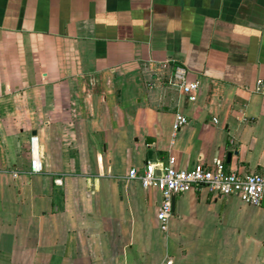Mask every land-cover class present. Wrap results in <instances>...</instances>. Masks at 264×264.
I'll use <instances>...</instances> for the list:
<instances>
[{"label": "crops", "instance_id": "crops-1", "mask_svg": "<svg viewBox=\"0 0 264 264\" xmlns=\"http://www.w3.org/2000/svg\"><path fill=\"white\" fill-rule=\"evenodd\" d=\"M170 156L264 171V0H0V264H264V194L192 188L161 230L128 173Z\"/></svg>", "mask_w": 264, "mask_h": 264}, {"label": "built area", "instance_id": "built-area-1", "mask_svg": "<svg viewBox=\"0 0 264 264\" xmlns=\"http://www.w3.org/2000/svg\"><path fill=\"white\" fill-rule=\"evenodd\" d=\"M173 80L179 90L187 95L189 101L196 100L199 82L197 80L188 81L183 66L175 68ZM257 85L259 90L262 84L259 81ZM213 121L217 122V119L213 118ZM186 122L187 118L177 112L172 124L173 133ZM30 167L33 172L39 171L37 158L32 157ZM128 176L139 179L144 187H154L161 193L162 200L157 208V218L163 231L167 229L172 214V196L192 188L204 187L209 192L223 197L238 196L243 202L253 205L259 204L264 194V171L227 170L224 162L218 158L196 163L189 168H175L174 158L170 156L166 164L161 163L157 166L149 161L141 169H130ZM172 263V259H167L160 264Z\"/></svg>", "mask_w": 264, "mask_h": 264}, {"label": "water", "instance_id": "water-1", "mask_svg": "<svg viewBox=\"0 0 264 264\" xmlns=\"http://www.w3.org/2000/svg\"><path fill=\"white\" fill-rule=\"evenodd\" d=\"M174 196H175V195H173V196H172V199H171L172 209H173V200H174Z\"/></svg>", "mask_w": 264, "mask_h": 264}]
</instances>
